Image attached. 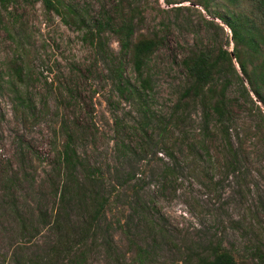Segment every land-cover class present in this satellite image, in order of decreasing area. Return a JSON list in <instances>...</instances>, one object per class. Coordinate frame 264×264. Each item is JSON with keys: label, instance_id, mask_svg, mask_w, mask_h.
<instances>
[{"label": "rangeland", "instance_id": "1", "mask_svg": "<svg viewBox=\"0 0 264 264\" xmlns=\"http://www.w3.org/2000/svg\"><path fill=\"white\" fill-rule=\"evenodd\" d=\"M64 1L89 25L137 9L141 32L163 39L146 68L152 90L121 96L78 27L41 3L0 4V264H38L51 246L60 251L55 264H192L216 243L238 263L264 264L256 256L264 249L262 106L232 82L234 171L199 107L172 114L187 84L183 59L216 44L232 50L226 27L207 26H221L212 16L222 0L210 1L212 14L186 0ZM125 70L133 80L130 64ZM67 135L107 200L90 228L73 183L86 189L85 173L71 182L58 161Z\"/></svg>", "mask_w": 264, "mask_h": 264}, {"label": "trees", "instance_id": "2", "mask_svg": "<svg viewBox=\"0 0 264 264\" xmlns=\"http://www.w3.org/2000/svg\"><path fill=\"white\" fill-rule=\"evenodd\" d=\"M14 1L0 0V4L6 8ZM24 1L28 4L41 3L48 13L60 16L66 24L77 26L84 41L92 47L97 60L104 63L110 86L121 96L126 95L140 100L143 93L152 90L151 80L146 76V68L154 53L162 45L163 39L156 33L141 32L143 18L140 17L137 9H131L129 16L119 19L116 23L106 18V21H94L89 25L85 21L79 20L74 8L64 0ZM186 1L193 2L195 5L201 6L207 13L212 14L210 11V1L212 0ZM165 2L167 5L172 4L171 0H165ZM215 3H218V0H215ZM220 6L222 10L216 12L212 17L223 26H216L214 21L206 23L209 27L214 26L222 31L223 27H226L230 31V38L226 45H229L230 41L232 51L230 52L221 44H216L212 50L190 52L183 59L182 68L187 84L178 95L172 108V114L182 115L189 111L190 107H199L205 127H211L218 135L220 145L225 152L224 165L234 171L238 164V156L232 144V117L227 96L233 81L238 82L242 99H248L253 103L250 95L255 97L263 108L262 113L256 106L264 120V0H222ZM110 39L117 43L116 52L110 46ZM127 64H130L135 74L133 80L126 76ZM17 74H21L19 68H17ZM58 161L65 167L71 182L78 169L85 173L86 189L76 179L73 183L75 192L78 194L76 195L78 202L87 214L85 227L90 228L93 222L100 219L107 202L103 192L100 191L102 184H99L101 182L97 175L89 169L85 170L86 164L76 155L70 135H67L65 143L58 153ZM58 198L61 205H66L69 200L68 192L64 189ZM10 203L15 207L14 199H11ZM67 213L65 212V214ZM39 217L44 224L47 223L43 215L40 214ZM20 223L24 230L25 224L22 219ZM138 250L144 253L141 248ZM59 253L58 248L51 246L38 264H55L50 256L56 257ZM256 256L264 257V249L257 247ZM70 264H80V262ZM192 264L243 263L236 262L232 254L225 250L221 243H216L204 253L197 254Z\"/></svg>", "mask_w": 264, "mask_h": 264}, {"label": "clouds", "instance_id": "3", "mask_svg": "<svg viewBox=\"0 0 264 264\" xmlns=\"http://www.w3.org/2000/svg\"><path fill=\"white\" fill-rule=\"evenodd\" d=\"M218 21V20H217ZM221 26H223L222 24H220ZM230 32V31H229ZM230 52H231V50H230Z\"/></svg>", "mask_w": 264, "mask_h": 264}, {"label": "water", "instance_id": "4", "mask_svg": "<svg viewBox=\"0 0 264 264\" xmlns=\"http://www.w3.org/2000/svg\"><path fill=\"white\" fill-rule=\"evenodd\" d=\"M232 51V50H231ZM231 56L233 57V54H231Z\"/></svg>", "mask_w": 264, "mask_h": 264}]
</instances>
